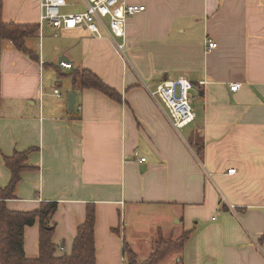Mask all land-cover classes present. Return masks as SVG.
Segmentation results:
<instances>
[{"label": "crops", "instance_id": "1", "mask_svg": "<svg viewBox=\"0 0 264 264\" xmlns=\"http://www.w3.org/2000/svg\"><path fill=\"white\" fill-rule=\"evenodd\" d=\"M127 1L146 10L129 18L119 54L108 35L41 26L40 0H0L6 22L40 24L27 39L39 60L11 41L0 45V198L12 177L4 157L30 150L6 204L29 212L57 201L49 224L59 255L71 254L93 203L96 264H123L127 212L145 206L164 210L169 238L194 230L183 264H264V0ZM77 68L123 102L75 91L69 73ZM180 76L193 83L197 117L177 129L152 92ZM40 232L39 219L25 227L28 258L40 256Z\"/></svg>", "mask_w": 264, "mask_h": 264}, {"label": "trees", "instance_id": "2", "mask_svg": "<svg viewBox=\"0 0 264 264\" xmlns=\"http://www.w3.org/2000/svg\"><path fill=\"white\" fill-rule=\"evenodd\" d=\"M40 30V24H18L6 22L0 14V45L4 41H11L21 52L39 60L35 51L27 46V39L35 36ZM75 91L93 88L103 92L111 99L122 103L123 95L115 88L86 68H77L69 73ZM199 155L203 154V139L198 137L193 141ZM27 151H17L12 156L4 157L3 161L11 171L12 177L9 184L1 189L0 198V264H96L95 222L96 209L93 203L88 206L87 217L84 223L79 225L78 233L74 240L71 254L57 253V245L53 242L55 227L49 224V220L58 208L57 201H44L34 211H12L7 207V200L15 197V191L21 180V173L28 169L26 164ZM40 220V256L28 258L25 254V227L33 225ZM194 230L184 231L177 238L171 237L156 242L154 250L147 262L159 264L170 252L177 251L183 264L182 252L185 243L192 236ZM130 254L129 262L138 263L137 254L133 252L125 242L124 254Z\"/></svg>", "mask_w": 264, "mask_h": 264}, {"label": "built area", "instance_id": "3", "mask_svg": "<svg viewBox=\"0 0 264 264\" xmlns=\"http://www.w3.org/2000/svg\"><path fill=\"white\" fill-rule=\"evenodd\" d=\"M78 4L84 6V9L75 12L64 11L68 7H77ZM40 8L41 26L47 24L57 29H82L98 38L108 35L114 38L117 51L121 54L126 46L129 18L145 11L146 5L130 3L127 0H40ZM117 38L122 39V42H117ZM207 46L209 49L217 48L218 43L208 39ZM60 66L66 69L72 68V64L64 60L60 62ZM241 85L238 82L232 83L230 89L237 91ZM193 89V83L186 77L180 76L175 80H163L152 92L166 107L177 129L184 128L197 117L192 103ZM54 93L59 97L62 96L59 88H55ZM123 264H126L125 259Z\"/></svg>", "mask_w": 264, "mask_h": 264}, {"label": "rangeland", "instance_id": "4", "mask_svg": "<svg viewBox=\"0 0 264 264\" xmlns=\"http://www.w3.org/2000/svg\"><path fill=\"white\" fill-rule=\"evenodd\" d=\"M76 1V0H75ZM82 5L78 4L77 7H68L64 9L65 12H75L82 9ZM59 80H64V75H59ZM134 212L129 215L127 212L126 223H127V245L135 253L138 254V263H144L152 254L155 244L158 241L169 238L168 231L160 225L161 220L165 218V212L162 208L145 206L139 211L132 208ZM162 210V211H161ZM161 211V213H160ZM159 212V213H155ZM153 213V215H151ZM175 221V220H174ZM176 226V225H175ZM179 228V227H174ZM177 230V229H176ZM176 252L169 253L165 258H167L161 264H171L174 260ZM126 264H129L130 254L126 253L124 255ZM164 258V259H165Z\"/></svg>", "mask_w": 264, "mask_h": 264}, {"label": "water", "instance_id": "5", "mask_svg": "<svg viewBox=\"0 0 264 264\" xmlns=\"http://www.w3.org/2000/svg\"><path fill=\"white\" fill-rule=\"evenodd\" d=\"M75 97H76L75 93H71L69 95V104H70V110L71 111L73 110V107H74V104H75ZM129 264H139V263L129 262ZM142 264H151V263L150 262H145V263H142Z\"/></svg>", "mask_w": 264, "mask_h": 264}]
</instances>
